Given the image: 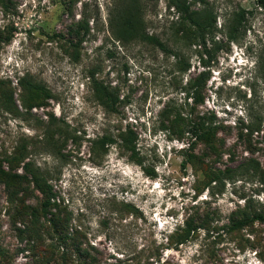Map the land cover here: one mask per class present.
<instances>
[{
  "label": "rangeland",
  "instance_id": "rangeland-1",
  "mask_svg": "<svg viewBox=\"0 0 264 264\" xmlns=\"http://www.w3.org/2000/svg\"><path fill=\"white\" fill-rule=\"evenodd\" d=\"M168 2L0 0V264H89L85 250L94 264H264V10L190 0L196 29ZM133 20L138 37L114 35ZM188 119L215 129L214 148ZM29 168L65 240L30 222L43 195L15 180ZM187 218L197 228L179 244Z\"/></svg>",
  "mask_w": 264,
  "mask_h": 264
},
{
  "label": "trees",
  "instance_id": "trees-1",
  "mask_svg": "<svg viewBox=\"0 0 264 264\" xmlns=\"http://www.w3.org/2000/svg\"><path fill=\"white\" fill-rule=\"evenodd\" d=\"M256 1L258 3V6L264 10V0H256ZM190 5H191L190 0L189 1L188 0H169L168 2V6L173 7V9H175V11L179 13V18L181 22H186L189 26L191 27L193 26L194 28L199 29L201 28L202 18L199 14V11L192 9ZM239 23H240V20H238V24ZM114 25H115V30H114V27L112 26L113 33L119 38L125 39L126 36L130 38H135V37H138L139 35L137 24L134 20H133V23L124 21L120 25L119 24H114ZM227 36L231 40L236 38V34L232 28L228 29ZM142 37L143 39H146L147 41L155 40L154 36L149 35V34L142 35ZM10 38L11 36L9 34H7L4 37H0V44L7 43L10 40ZM157 42H158L157 45L160 47L161 50L163 51L167 50V48L164 46L162 42L160 41H157ZM92 82H93L94 93L96 94L99 102L106 108L114 109V105L119 101L118 96L114 92L110 91L106 86H104L100 82H97L95 80H93ZM199 84L200 83L198 82H193L194 90L199 86ZM37 90L40 92L39 88H37ZM189 114H191V111ZM188 124H189V127L187 130V133L193 138V140H199L201 142H206V144L210 145L211 148H214L213 142L216 140V138H214L213 140V137L215 135L214 128H212L209 125L205 126L204 122L201 120L198 122H195V121H192L191 119H188ZM105 141L112 142L110 138H107L104 136L101 139H99L98 143L100 144L101 147H103ZM121 141H122L121 144L124 145L126 149L130 150L131 152L134 150V146L132 144L133 141L131 139L127 140V138H124L121 136ZM187 161L190 164L194 163L192 155L188 156ZM228 172H232V170H228ZM230 177H231L230 174H228V176L225 175V177H220L218 176V174L216 175L214 173L212 176V179L215 181L219 179L223 180L225 178L228 179ZM15 180L19 184V188L17 189L16 192L18 191L23 192L24 190L26 191V187H28V185L32 183L33 186L36 189H38L43 195L42 196L43 198L40 200L37 206L30 207V212H29L30 217H31L30 222L32 224L46 223V227L51 228L50 229L51 232L56 234L57 238L59 239L63 238L65 240V236L61 235V232H64V230L67 229V218L65 217V219H55L53 217L51 208L53 207L54 202H51V199L54 197V194L52 193L51 187L46 183V180L41 175H39L36 169H32V168H29L23 174H15ZM21 184H24V185L21 186ZM13 194L14 192H10V190H8L9 197H12ZM39 218H42V221H39ZM257 218L260 219L262 223H264V212L259 214ZM245 221L246 219L244 217L235 219L232 221L231 227L232 228L240 227L241 225H243ZM196 228L197 226L195 224V220L187 218L185 220V227L183 228L182 233L179 236V238L176 239V242H178L179 244L186 242L192 236ZM79 234H80L79 231L75 230V232L72 233V237H71V241H72L71 244H74V247L77 245L75 247L76 249H78L77 247H79V245L83 243V241L79 237L83 235L82 234L79 235ZM31 239L33 240L34 243L42 241V238H38V239L31 238ZM84 253L88 256L89 264H94L95 260L90 258L86 250L84 251Z\"/></svg>",
  "mask_w": 264,
  "mask_h": 264
}]
</instances>
